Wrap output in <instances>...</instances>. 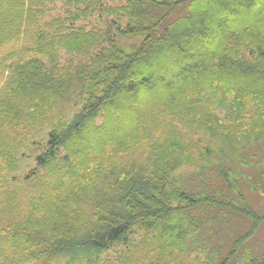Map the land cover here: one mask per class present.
Instances as JSON below:
<instances>
[{
    "label": "trees",
    "instance_id": "obj_1",
    "mask_svg": "<svg viewBox=\"0 0 264 264\" xmlns=\"http://www.w3.org/2000/svg\"><path fill=\"white\" fill-rule=\"evenodd\" d=\"M263 138L264 0H0V264H264L214 163Z\"/></svg>",
    "mask_w": 264,
    "mask_h": 264
},
{
    "label": "rangeland",
    "instance_id": "obj_2",
    "mask_svg": "<svg viewBox=\"0 0 264 264\" xmlns=\"http://www.w3.org/2000/svg\"><path fill=\"white\" fill-rule=\"evenodd\" d=\"M225 115H227V112L225 111L220 113V123L221 121L225 120ZM229 122L231 123L229 127L232 128L231 126H234V123L237 122L236 117H231ZM237 148L239 150L234 156L226 150L225 146L220 145V151H222V155L220 154L219 160L216 161L215 159L214 163L220 162V167L222 169H224L229 174L233 173L235 177H237L236 184L239 186L240 192L234 190L233 194L229 196L230 199H232L233 204L238 205V207H241L242 205V208H244L245 205L241 202V199L238 198V196L241 195L245 200L244 203H246V205H248L252 211L257 213L259 216H264V167L260 164L264 158V138L260 141L252 140V142H245ZM32 166L33 163L28 161L22 165V169L25 171L28 167ZM206 170L207 169L205 168V172ZM201 175L202 170L199 169L197 172V169L194 166L184 167L178 172V176L182 178L184 186L190 184L193 186L195 181H200ZM236 198H238V200ZM223 214L224 217H222ZM223 214L220 212V220L218 218L219 229L216 227V234L208 236L211 238L207 239L210 248L219 250L220 255L224 257L228 253L230 247L233 245L234 240L240 237L241 234L244 235L245 232L249 231V228L252 226V220L239 215L236 211L235 214H228L227 211H225ZM225 214H228V216ZM135 238L140 240L139 236H135ZM198 241L199 244L203 242V237L201 235L198 237ZM245 243L246 244L243 245V248H247V251L251 255L257 256L264 252V221L258 225L252 234L251 239ZM198 245L189 246L188 254L190 257H188L187 260L191 261L195 255H197L196 248Z\"/></svg>",
    "mask_w": 264,
    "mask_h": 264
}]
</instances>
